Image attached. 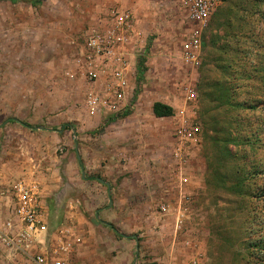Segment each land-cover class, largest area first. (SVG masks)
<instances>
[{"label": "rangeland", "instance_id": "rangeland-1", "mask_svg": "<svg viewBox=\"0 0 264 264\" xmlns=\"http://www.w3.org/2000/svg\"><path fill=\"white\" fill-rule=\"evenodd\" d=\"M130 1L0 0L1 167L29 145L36 170L59 168L60 199L81 202L88 228L65 223L88 244L98 236L107 263L264 264L250 254L264 243V0L216 8L197 69L182 59L192 30L181 0H134L138 13ZM119 11L133 13L125 35L134 107L98 120L84 106L85 38ZM156 101L173 115L154 117ZM98 178L114 185L117 206L129 202L118 233L95 222ZM88 253L83 264H97L99 253Z\"/></svg>", "mask_w": 264, "mask_h": 264}, {"label": "built area", "instance_id": "built-area-1", "mask_svg": "<svg viewBox=\"0 0 264 264\" xmlns=\"http://www.w3.org/2000/svg\"><path fill=\"white\" fill-rule=\"evenodd\" d=\"M224 0H181L192 32L182 42V59L194 68L200 66V35L212 13ZM115 13V12H114ZM131 16L119 11L106 28L91 29L85 38L84 74L92 81L84 97V106L91 115H120L133 106V67L130 51H127L126 31L131 29ZM191 97H193L191 95ZM182 137H191L183 133ZM16 207L11 216H0V243L5 247L22 251L31 264H72L70 255L82 244V236L66 223L56 230V242L52 248L34 254L25 252L31 243H43L39 236L47 231L34 202L33 187L24 181L13 184ZM193 264H198L194 261Z\"/></svg>", "mask_w": 264, "mask_h": 264}, {"label": "crops", "instance_id": "crops-1", "mask_svg": "<svg viewBox=\"0 0 264 264\" xmlns=\"http://www.w3.org/2000/svg\"><path fill=\"white\" fill-rule=\"evenodd\" d=\"M130 3L131 4L126 5H130V7L134 9L135 13H138V4L134 0H131ZM128 13L130 14L131 12L129 11ZM132 16L133 13L131 17ZM132 23L133 22L130 20V26H132ZM131 56L132 55L130 54L129 57L131 58ZM133 107L134 106H132V108ZM151 114L154 116L152 107ZM106 115L107 114L97 115L95 117L99 120L103 117H106ZM21 125L29 129L33 128L28 124ZM36 128L40 131H45L46 129L44 126H39ZM57 132L58 134H61L63 130L58 129ZM35 157L36 152L34 147L27 145L21 150L14 149V161H6V163H4L2 167L0 165V216L6 217L12 215L13 210L16 207V198L12 186L16 182L22 180L33 187L34 202H36L37 204L42 220L47 224V231L39 236L40 240L43 243H31L28 249L25 251L28 252V254L45 252V250L52 248V246L55 245L57 237L55 230L61 224H66L65 222L72 223L75 226L76 230H81L82 233L84 232V229H86V226L88 228L87 224L86 226L84 225V216L82 214H79L78 209H76L78 203L81 202H65L60 199L59 188L61 185V176L59 168L46 166L42 167L39 170H36L34 167ZM77 159H80L78 155ZM98 182L100 187H102L104 202H97L98 209L97 211H95V222L100 226L105 225L109 228L110 226H113L115 228L114 221L115 219H118L120 215L123 219H130L132 212L130 210L129 202H127L126 205L125 202H121V206H117V202H113L112 200V191L114 185H112L111 182L105 181L101 178H98ZM70 208L74 209L71 210ZM81 236L83 238V241L79 246H83L77 250L76 254L81 257L82 262H80L81 260L79 259H75L73 261V252L70 255V261L72 264H83L85 256L89 254L88 252H94V250L95 252L99 253L95 258L97 264H114V262L107 263V261L103 260V255L102 253H100L102 252L103 245L98 236H95L92 233L89 244L87 243V239L85 238V236L83 237L82 234ZM0 264L31 263L29 258L22 251H16L7 248L0 243Z\"/></svg>", "mask_w": 264, "mask_h": 264}, {"label": "trees", "instance_id": "trees-1", "mask_svg": "<svg viewBox=\"0 0 264 264\" xmlns=\"http://www.w3.org/2000/svg\"><path fill=\"white\" fill-rule=\"evenodd\" d=\"M256 1H259L261 2L262 0H256ZM257 16H260L261 19L264 20V10H258L257 11ZM219 84L216 83L215 84V88H217ZM216 91V90H215ZM224 93H226V88H225V91ZM213 95V101H216L218 103H220L221 100H223L222 96L218 95L216 96L215 93L212 94ZM212 95H208L209 97H211ZM255 106H249L248 108L246 109H254ZM152 112L154 114L155 117H158V118H162V117H170L173 115V108L170 106V105H167V104H164L162 102H159V101H156L152 104ZM10 120V119H9ZM15 121L17 122H20L21 124L25 125L23 122L19 121V120H16L14 119ZM228 143L229 144H235V140H232V139H229L228 140ZM258 171H261V170H258ZM264 171V170H262ZM245 179V178H244ZM242 181V179L240 180V182ZM242 183V182H241ZM238 187V186H237ZM262 197H264V192H262ZM110 228L118 233V231L113 227V226H110ZM250 254H254L256 257H261V255H264V243H259L257 244L256 242L253 244V248H252V252H250ZM261 254V255H260ZM258 257V258H259ZM261 261H263V259H261Z\"/></svg>", "mask_w": 264, "mask_h": 264}]
</instances>
